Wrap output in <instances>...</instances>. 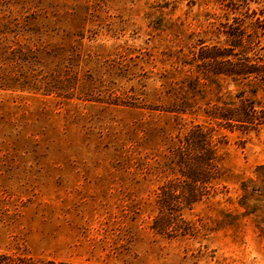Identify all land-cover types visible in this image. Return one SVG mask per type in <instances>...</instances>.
<instances>
[{"label":"rangeland","instance_id":"rangeland-1","mask_svg":"<svg viewBox=\"0 0 264 264\" xmlns=\"http://www.w3.org/2000/svg\"><path fill=\"white\" fill-rule=\"evenodd\" d=\"M232 45L264 63V0H0V264H264V125L213 113L264 82L204 64ZM198 125L222 176L163 208Z\"/></svg>","mask_w":264,"mask_h":264},{"label":"trees","instance_id":"trees-1","mask_svg":"<svg viewBox=\"0 0 264 264\" xmlns=\"http://www.w3.org/2000/svg\"><path fill=\"white\" fill-rule=\"evenodd\" d=\"M238 38L239 36H236L234 41L236 42ZM235 48L236 46L232 45L229 48L214 46L210 50L206 49L208 55L205 57L204 64L212 66L215 74H225L232 77L233 81L245 83L248 78L253 77L258 79L260 83L264 82V63H251L250 58L235 53ZM238 55L242 57L239 58ZM225 57H232L233 59L220 60ZM222 62H225L227 66L216 67L218 63ZM245 85L252 87L253 83L249 81ZM250 92L253 97L248 94ZM257 92L256 88L249 91L240 90L235 96L238 98L236 104L217 105L213 109L214 115L232 129L238 127L248 132L259 128V126L264 125V107L261 105L262 102L255 97ZM216 133L217 131L213 127L198 125L186 134L182 143L180 142L179 145L173 147L169 163L171 160H176L171 165L172 167L179 166L181 177L171 180L173 181V183L170 182L173 185L172 189L161 194L160 206L165 208V202L170 199V196L174 197V189L178 188L179 194L185 199L181 203L182 206L190 207L191 202H195L203 192L208 194L214 183L221 178V160L218 151L223 143L215 142ZM258 172H260L261 180L264 181V165L258 167Z\"/></svg>","mask_w":264,"mask_h":264}]
</instances>
